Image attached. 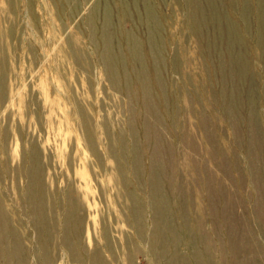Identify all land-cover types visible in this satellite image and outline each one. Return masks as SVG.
Wrapping results in <instances>:
<instances>
[{"label":"rangeland","instance_id":"rangeland-1","mask_svg":"<svg viewBox=\"0 0 264 264\" xmlns=\"http://www.w3.org/2000/svg\"><path fill=\"white\" fill-rule=\"evenodd\" d=\"M0 264H264V0H0Z\"/></svg>","mask_w":264,"mask_h":264},{"label":"bare ground","instance_id":"bare-ground-1","mask_svg":"<svg viewBox=\"0 0 264 264\" xmlns=\"http://www.w3.org/2000/svg\"><path fill=\"white\" fill-rule=\"evenodd\" d=\"M140 234V233H139ZM153 236V235H152ZM18 239V238H17ZM22 239V238H21ZM3 242V241H2ZM41 244V243H40ZM64 246V245H63ZM10 258V257H9ZM11 259V258H10Z\"/></svg>","mask_w":264,"mask_h":264}]
</instances>
